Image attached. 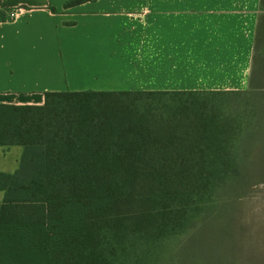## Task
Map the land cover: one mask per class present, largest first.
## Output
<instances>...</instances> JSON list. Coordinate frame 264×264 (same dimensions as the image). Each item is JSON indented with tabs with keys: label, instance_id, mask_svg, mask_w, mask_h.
Masks as SVG:
<instances>
[{
	"label": "trees",
	"instance_id": "trees-1",
	"mask_svg": "<svg viewBox=\"0 0 264 264\" xmlns=\"http://www.w3.org/2000/svg\"><path fill=\"white\" fill-rule=\"evenodd\" d=\"M236 99L81 90L0 104V145L23 146L0 173V264H165L192 220L264 170V122L248 125Z\"/></svg>",
	"mask_w": 264,
	"mask_h": 264
},
{
	"label": "crops",
	"instance_id": "crops-1",
	"mask_svg": "<svg viewBox=\"0 0 264 264\" xmlns=\"http://www.w3.org/2000/svg\"><path fill=\"white\" fill-rule=\"evenodd\" d=\"M68 1L0 0V104L81 90L264 97V0ZM22 152L0 145V173Z\"/></svg>",
	"mask_w": 264,
	"mask_h": 264
},
{
	"label": "rangeland",
	"instance_id": "rangeland-1",
	"mask_svg": "<svg viewBox=\"0 0 264 264\" xmlns=\"http://www.w3.org/2000/svg\"><path fill=\"white\" fill-rule=\"evenodd\" d=\"M258 98L237 96L248 125L264 122V99ZM243 181L188 224L189 234L170 245L165 264H264V170Z\"/></svg>",
	"mask_w": 264,
	"mask_h": 264
},
{
	"label": "built area",
	"instance_id": "built-area-1",
	"mask_svg": "<svg viewBox=\"0 0 264 264\" xmlns=\"http://www.w3.org/2000/svg\"><path fill=\"white\" fill-rule=\"evenodd\" d=\"M9 15L12 17V16H14V11H11L10 13H9Z\"/></svg>",
	"mask_w": 264,
	"mask_h": 264
}]
</instances>
